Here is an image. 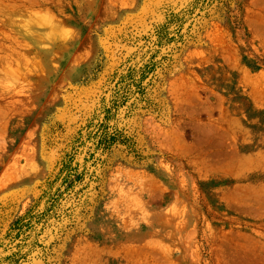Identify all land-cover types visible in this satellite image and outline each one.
<instances>
[{
  "label": "rangeland",
  "instance_id": "rangeland-1",
  "mask_svg": "<svg viewBox=\"0 0 264 264\" xmlns=\"http://www.w3.org/2000/svg\"><path fill=\"white\" fill-rule=\"evenodd\" d=\"M0 264H264V0H0Z\"/></svg>",
  "mask_w": 264,
  "mask_h": 264
},
{
  "label": "bare ground",
  "instance_id": "bare-ground-1",
  "mask_svg": "<svg viewBox=\"0 0 264 264\" xmlns=\"http://www.w3.org/2000/svg\"><path fill=\"white\" fill-rule=\"evenodd\" d=\"M27 22V21H26ZM30 22V21H29ZM28 23V22H27Z\"/></svg>",
  "mask_w": 264,
  "mask_h": 264
}]
</instances>
